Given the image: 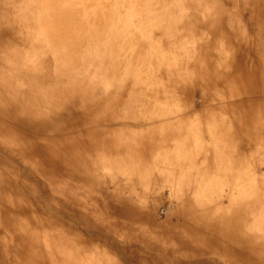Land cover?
Segmentation results:
<instances>
[{"label":"bare ground","instance_id":"bare-ground-1","mask_svg":"<svg viewBox=\"0 0 264 264\" xmlns=\"http://www.w3.org/2000/svg\"><path fill=\"white\" fill-rule=\"evenodd\" d=\"M0 264H264V0H0Z\"/></svg>","mask_w":264,"mask_h":264},{"label":"rangeland","instance_id":"rangeland-1","mask_svg":"<svg viewBox=\"0 0 264 264\" xmlns=\"http://www.w3.org/2000/svg\"><path fill=\"white\" fill-rule=\"evenodd\" d=\"M195 101H196V103H199V101H200V99L198 98L197 95H195ZM163 207H164V205H161L160 208H159V212L158 213H159V215L161 213L160 217H163V212H162Z\"/></svg>","mask_w":264,"mask_h":264}]
</instances>
